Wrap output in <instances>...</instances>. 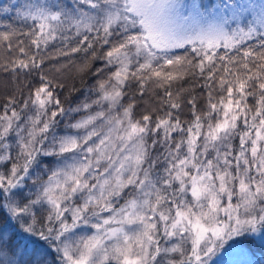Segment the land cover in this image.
I'll use <instances>...</instances> for the list:
<instances>
[{
    "label": "snow or ice",
    "instance_id": "1",
    "mask_svg": "<svg viewBox=\"0 0 264 264\" xmlns=\"http://www.w3.org/2000/svg\"><path fill=\"white\" fill-rule=\"evenodd\" d=\"M0 75V264H264V0H9Z\"/></svg>",
    "mask_w": 264,
    "mask_h": 264
},
{
    "label": "trees",
    "instance_id": "2",
    "mask_svg": "<svg viewBox=\"0 0 264 264\" xmlns=\"http://www.w3.org/2000/svg\"><path fill=\"white\" fill-rule=\"evenodd\" d=\"M6 3H9V0H0V4H6ZM80 86H81L80 83L77 82L76 87H80ZM11 87L12 85H11L9 78L4 77L3 75H0V103H3L4 97L10 94ZM78 98L79 97L77 96H73L71 97V101L75 103ZM249 103H251V101H249ZM65 106L67 107L68 104L65 103ZM185 112H187L186 108H185ZM182 118H187V117H182Z\"/></svg>",
    "mask_w": 264,
    "mask_h": 264
},
{
    "label": "rangeland",
    "instance_id": "3",
    "mask_svg": "<svg viewBox=\"0 0 264 264\" xmlns=\"http://www.w3.org/2000/svg\"><path fill=\"white\" fill-rule=\"evenodd\" d=\"M77 119L79 118V117H76Z\"/></svg>",
    "mask_w": 264,
    "mask_h": 264
}]
</instances>
